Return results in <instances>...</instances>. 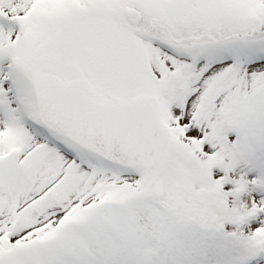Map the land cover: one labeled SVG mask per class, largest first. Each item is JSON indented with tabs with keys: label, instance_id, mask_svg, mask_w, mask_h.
<instances>
[{
	"label": "snow or ice",
	"instance_id": "snow-or-ice-1",
	"mask_svg": "<svg viewBox=\"0 0 264 264\" xmlns=\"http://www.w3.org/2000/svg\"><path fill=\"white\" fill-rule=\"evenodd\" d=\"M0 264H264V0H0Z\"/></svg>",
	"mask_w": 264,
	"mask_h": 264
}]
</instances>
